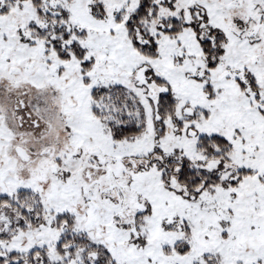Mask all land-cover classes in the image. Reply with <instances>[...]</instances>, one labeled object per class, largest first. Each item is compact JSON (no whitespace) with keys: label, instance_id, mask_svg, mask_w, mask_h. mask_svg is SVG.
<instances>
[{"label":"snow or ice","instance_id":"obj_1","mask_svg":"<svg viewBox=\"0 0 264 264\" xmlns=\"http://www.w3.org/2000/svg\"><path fill=\"white\" fill-rule=\"evenodd\" d=\"M0 264H264V0H0Z\"/></svg>","mask_w":264,"mask_h":264}]
</instances>
